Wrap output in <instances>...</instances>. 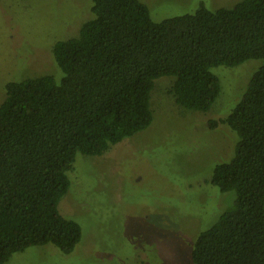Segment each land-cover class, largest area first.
<instances>
[{"label":"trees","instance_id":"1","mask_svg":"<svg viewBox=\"0 0 264 264\" xmlns=\"http://www.w3.org/2000/svg\"><path fill=\"white\" fill-rule=\"evenodd\" d=\"M90 2L77 36L51 47L59 78L3 85L0 264L32 246L68 254L80 242V226L58 211L67 173L77 154L101 155L150 125L156 79L174 78L176 104L205 113L220 93L211 69L249 60L259 67L229 114L210 124L237 137L232 159L209 180L234 199L197 235L188 264H264V0L159 22L139 0Z\"/></svg>","mask_w":264,"mask_h":264},{"label":"rangeland","instance_id":"2","mask_svg":"<svg viewBox=\"0 0 264 264\" xmlns=\"http://www.w3.org/2000/svg\"><path fill=\"white\" fill-rule=\"evenodd\" d=\"M154 22L214 11L241 0H139ZM90 0H0V103L3 85L62 73L51 47L76 37L92 18ZM259 61L211 69L220 93L205 113L178 106L172 77L156 79L150 92V125L98 156L77 154L59 213L81 228L68 253L51 245L14 253L5 264H188L197 235L228 208L234 193L209 183L228 163L237 137L221 124L237 103ZM239 97V98H238Z\"/></svg>","mask_w":264,"mask_h":264}]
</instances>
